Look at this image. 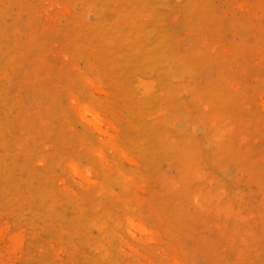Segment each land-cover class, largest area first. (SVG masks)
Here are the masks:
<instances>
[{"label": "rangeland", "instance_id": "obj_1", "mask_svg": "<svg viewBox=\"0 0 264 264\" xmlns=\"http://www.w3.org/2000/svg\"><path fill=\"white\" fill-rule=\"evenodd\" d=\"M0 264H264V0H0Z\"/></svg>", "mask_w": 264, "mask_h": 264}]
</instances>
